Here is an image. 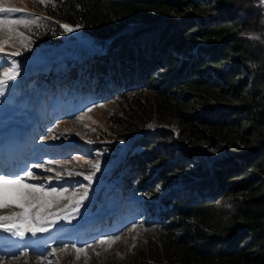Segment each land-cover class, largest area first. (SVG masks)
Listing matches in <instances>:
<instances>
[{
    "label": "trees",
    "instance_id": "1",
    "mask_svg": "<svg viewBox=\"0 0 264 264\" xmlns=\"http://www.w3.org/2000/svg\"><path fill=\"white\" fill-rule=\"evenodd\" d=\"M53 2L50 16L79 27L95 46H100L93 55L69 60L65 72L51 64L49 70L40 68L31 76L30 82L52 85V97L58 106L75 110L114 95L137 94L153 85L157 109L158 104L170 107L171 92L152 82L154 72L161 66L171 73L168 86L172 85L173 91L185 81L198 90H218L239 102L207 108L200 114V122L221 131L241 127L254 136L252 149L215 163L207 174L190 176L189 184L166 191L156 201L147 196L152 192L149 183L153 181H140L148 166L155 167L156 178H163L161 183L170 185V175L183 167L188 158L183 161V156L174 157L170 161L171 152L155 146L157 141L151 140L154 135L145 136L135 141L139 149L130 148L113 177L118 179L116 187L120 186L124 197H149L147 208L158 218L175 212L189 218L182 219V237L176 241L177 247L182 248V264H264V7L260 0ZM211 5L217 14L208 19L195 14L176 19L173 15L184 7L200 11ZM251 35L259 39H251ZM176 106L183 114L182 107ZM160 138H165V134ZM237 176L243 177L233 179ZM206 190L208 193L204 194ZM237 192L242 194L236 198L231 226L222 232L212 229V234L203 225L209 226L210 218L218 212L214 197ZM106 205V194L99 193L89 214Z\"/></svg>",
    "mask_w": 264,
    "mask_h": 264
},
{
    "label": "rangeland",
    "instance_id": "2",
    "mask_svg": "<svg viewBox=\"0 0 264 264\" xmlns=\"http://www.w3.org/2000/svg\"><path fill=\"white\" fill-rule=\"evenodd\" d=\"M53 1L48 0L45 6L39 0H3L8 7L23 9L24 13L35 14L43 19L29 27L19 26V30L31 38L29 49L20 48L18 43L16 48L5 49L7 54L20 51V55L12 57L20 67L19 75L9 82L8 89L0 95V135L5 130H11L22 135L24 140L28 138L29 145L19 162L18 172L22 174L24 169H30L43 178L50 175L55 177L56 172H61L63 179H53L50 183L58 188L61 185L68 187L69 193L66 195H71L76 189L82 194L84 186L89 185V181L84 179V176L93 171L88 162L98 161L100 170L90 183L88 198L83 202L79 213L69 220H57L49 226L47 232L36 236L29 233L24 238L0 229V256L5 257L0 264H49V261L52 264H156L160 261L182 264V248L177 247L176 241L179 236L182 237V219L189 218L184 217L182 212L158 218L148 210L146 202L151 197L159 201L166 191H175L189 184L190 176L197 178L207 174L215 163L254 147V136L246 134L241 127L234 126L221 131L220 128L200 122V114L207 108L229 107L238 105L239 102L218 90H198L185 81L180 82L179 88L173 91L172 85L168 86L171 73L161 66L154 72L155 79L152 82L164 88L165 92H171L170 107L158 104L157 109L156 89L153 85L143 88L137 94L127 92L114 95L105 101L75 110L58 106L52 97V85L49 82H30L31 76L40 68L49 70L51 64L65 72L69 60L78 59L82 55H93L100 46H95L93 40L83 34L79 27L72 26L74 31L65 32L61 25L66 23L50 16ZM24 13H16L14 17L18 18ZM194 14L208 19L217 12L211 5L200 11L184 7L173 13L176 19ZM7 70V67L0 68V77ZM133 96L138 97L132 99ZM176 105L182 107L183 114L179 113ZM89 108L92 110L89 111ZM162 134H165V138H160ZM153 135L151 140L157 141L153 143L155 146L171 152L173 157L170 161L182 156L183 161L188 160L170 175L172 178L167 180L170 185L161 183L163 178H156L155 167L148 166L145 178L140 181H153L149 183V191L152 192L147 196L150 198L142 194L126 198L121 193L120 186L116 187L119 181L113 176L130 148L133 146L139 149L135 141ZM44 136H49V139L44 140ZM52 136L57 138L52 139ZM52 161L65 163L62 166ZM35 163H43L45 167L32 168ZM49 167L55 171H45ZM69 170L83 175L69 176ZM241 177L243 176L233 179ZM26 181L39 182L31 178H26ZM204 192L208 193L207 190ZM99 193L106 194V208L101 207L99 211L89 214ZM241 194L242 192H237L226 197L216 195L213 201L218 212L215 217L210 218L209 226L203 227L222 232L224 228L231 226V215L236 210L235 201ZM69 203L65 199L61 206ZM165 209L163 204L161 210L164 212ZM12 211L18 212L20 209H0V215H7ZM190 221L195 222L193 219ZM134 225V230H130ZM211 233L214 234L215 231ZM105 236H119L120 239L111 246L107 243L99 244V239ZM73 243L77 247L86 248V254L80 253L79 259L75 249L71 247ZM171 243L176 247L171 248ZM64 244L69 247L66 251H61ZM52 248H56L57 252L52 253ZM25 252L27 256L24 255ZM17 255L19 259L14 258ZM41 256H46V259H40Z\"/></svg>",
    "mask_w": 264,
    "mask_h": 264
},
{
    "label": "snow or ice",
    "instance_id": "3",
    "mask_svg": "<svg viewBox=\"0 0 264 264\" xmlns=\"http://www.w3.org/2000/svg\"><path fill=\"white\" fill-rule=\"evenodd\" d=\"M41 4L47 6L48 0H39ZM260 4L264 7V0H260ZM54 6V5H53ZM24 13L23 9L8 7L0 0V68L7 67L8 70L0 77V95L9 87V82L14 81L19 75V63L12 59L13 56L20 55V51L17 50L14 53L7 54L5 49L8 47L16 48L17 43L20 48L27 50L30 47L31 38L24 32L19 30V26L29 27L35 25L42 17H37L35 14L24 13L22 16L16 18L14 14ZM58 23V22H57ZM264 24V19L261 21ZM65 32H71L75 29L68 25H61ZM251 39H259L255 35H251ZM11 61L9 64L8 62ZM255 67V65H253ZM14 86V85H13ZM102 106V105H101ZM89 111L92 109L89 108ZM83 119V117H80ZM153 127V125H148ZM52 139L57 137L52 136ZM44 140L49 139V136H44ZM91 143V141H89ZM52 163H59L63 166L65 162L52 161ZM90 163L93 169L92 173L84 176V179L89 181V185L84 186L82 194L79 193V189L74 190L71 195L68 187L61 185L59 188L51 186V181L63 179L61 172H56L55 177L47 176L46 178L38 177L30 169H24L23 173L18 171H12L0 166V209H16L20 211H12L7 215H0V229L7 233H11L13 236L24 238L29 233L32 236H36L38 233L47 232L49 226L55 223L57 220H69L74 214L79 213V209L83 206V202L88 198V188L95 176V173L100 170V163ZM43 163H35L32 168L41 169L44 168ZM45 171L53 172L55 169L49 167ZM69 176L83 175L81 172L74 170L67 171ZM26 178H31L33 181L39 182H27ZM79 183V182H77ZM69 200L70 203L61 206L63 200ZM230 207V205H228ZM135 225L133 226L134 230ZM119 236H105L99 239L98 243L103 245L107 243L111 246L112 243L119 240ZM69 245L64 244L61 251H66ZM75 249L77 259H79L80 253L86 254L85 247H77L75 243L71 245ZM87 247H93V245H87ZM52 253H56L57 249L52 248ZM27 256V252L24 253ZM15 259H19V256H14ZM5 259L4 256H0V261ZM40 259H46V256H41ZM49 264H52L49 261Z\"/></svg>",
    "mask_w": 264,
    "mask_h": 264
}]
</instances>
